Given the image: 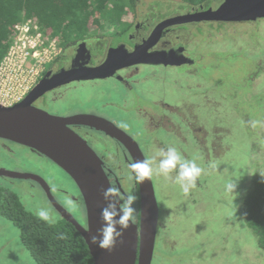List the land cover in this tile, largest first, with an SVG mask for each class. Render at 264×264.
Returning a JSON list of instances; mask_svg holds the SVG:
<instances>
[{
	"label": "rangeland",
	"instance_id": "obj_1",
	"mask_svg": "<svg viewBox=\"0 0 264 264\" xmlns=\"http://www.w3.org/2000/svg\"><path fill=\"white\" fill-rule=\"evenodd\" d=\"M190 9L181 0H138L135 10L141 17H165ZM180 33V42L188 44L198 58L196 76L186 79L170 70L158 72L156 68L141 67L139 76L155 74L165 77L167 82L163 84L152 78L125 92L110 81L93 84L65 97L61 110H93L104 114L140 143L145 158L155 157L158 162L156 153L174 146L185 159L194 160L203 169L196 187L188 194L170 179L151 177L159 207L152 264H264V251L257 247L255 236L240 214L256 172L262 171L264 176V165H261L264 160V20L222 28L202 25ZM104 35L101 33V37ZM176 79L194 86L186 97L187 103L194 102L197 94L205 99L196 108L188 106L187 113L175 114L177 118L171 115L169 122L175 127L184 122L179 130H168L171 135L160 130L154 132L156 129L152 135L147 134L143 121L136 114L125 112V99L128 98L132 110L139 104L149 106L152 100H159L160 106H172L174 113L175 103L185 96L176 87ZM99 142L107 145L103 139ZM0 169L42 178L56 189L58 200L83 221L78 209L68 203L69 197L60 192L69 191L70 195L79 197L75 185L50 163L23 148L0 144ZM175 174L173 171L171 175ZM125 177L126 191L132 194V178L128 174ZM233 180L236 188L231 193L226 190V184ZM35 183L0 178V185L15 193L28 212L37 216L38 210L44 208L50 212V223L58 222L46 194ZM0 264H35L21 244L19 230L2 217Z\"/></svg>",
	"mask_w": 264,
	"mask_h": 264
},
{
	"label": "water",
	"instance_id": "obj_2",
	"mask_svg": "<svg viewBox=\"0 0 264 264\" xmlns=\"http://www.w3.org/2000/svg\"><path fill=\"white\" fill-rule=\"evenodd\" d=\"M193 11L173 16L161 22L149 38L132 52L124 46L110 48L105 60L96 67H78L61 70L50 79L41 80L21 101L12 106L0 105V139L8 140L35 150L60 168L78 189L86 212V227L75 220L55 199L52 198L46 182L35 175L10 172L0 169V178L32 180L46 193L49 202L58 214L82 236L93 264H152L156 244L159 207L152 179L137 183L138 217L130 222L123 236L111 250L101 249L91 242L101 227L100 213L106 202L102 190L112 187L104 171L103 162L91 147L70 125H81L104 132L121 143L131 163L146 159L139 145L111 122L88 114L69 117L51 115L34 107L33 102L45 92L74 81L101 80L112 77L116 71L139 64L180 66L186 57L176 52H149L166 27L198 22H255L264 19V0H224L216 9ZM84 45L80 44L82 48ZM79 56L75 59L77 62ZM50 73L46 76L48 77ZM132 172V170H131Z\"/></svg>",
	"mask_w": 264,
	"mask_h": 264
},
{
	"label": "flooded vegetation",
	"instance_id": "obj_3",
	"mask_svg": "<svg viewBox=\"0 0 264 264\" xmlns=\"http://www.w3.org/2000/svg\"><path fill=\"white\" fill-rule=\"evenodd\" d=\"M223 1L224 0L218 1L217 3L213 2L209 6H206V4L205 5L202 4L200 6L191 7V9L185 13H190L193 11H200L199 9L200 7H202V10H206L209 8L216 9L217 7L221 5ZM173 16H177V15H169V16L167 15L165 17H162V16L161 17H153V16L152 17L151 16L141 17L137 14H133L130 19H126L127 20L126 22H124L123 24H116L115 27H112L108 25L107 23H104L106 27L101 29V31L98 30L95 34L90 35L87 38L81 41H78L76 43H72L71 45H68L65 48L61 47L57 56L51 62L43 66L40 72V77L38 78L34 87L44 78L48 80L54 74L59 73L61 70L68 71V70L78 67V65H82V67H96L100 65L105 60L107 52L110 48H117L119 46H124L128 52H132L136 46L142 45L149 38V36L152 34V32L161 22ZM263 20L264 19H259L255 22H237V23L198 22V23H190V24L180 25V26L166 27L160 32L161 35H160L159 40L157 41L156 45H154V47L149 50V52H167L168 53L170 50H173L176 52L177 57L184 56L187 58L184 64L177 66V67L170 66V65H163V64H157V65L139 64V65H134L131 67L120 69L116 71V73L112 77H109V78H105L101 80L70 82V83L58 86L57 88H54L50 91L45 92L42 96L38 97L33 102L32 105L51 115L59 116V117H69V116H74V115H79V114H88V115H93V116L103 118L111 122L112 124H114L118 129L126 133L129 137H131L139 145L140 143L134 137H132L130 134L124 131L119 125H117L116 122L106 117L104 114L95 112L93 110L83 111L80 109L75 110V111L68 110V109L62 111L61 110L63 107L62 102L65 101V97L71 96L72 92L74 91H77L75 93H78L79 90L83 91L93 84L97 85V84L104 83L107 81L114 83L115 86H117L119 89L123 90L124 92L125 90L133 91L136 86H139V84H141V81H145V80L152 79V78L160 81L163 84L167 82L165 77L156 76L155 74L153 75V77L143 76V75L139 76L140 69L138 68H141V67L156 68L158 72L160 70L161 71L163 70L165 72L170 70L173 74L174 73L182 74L183 77L186 76V79H189V77L196 76V73L198 74L197 71L199 68V65H198L199 61H198V58L196 57V54L193 51L192 52L190 51L189 49L190 46L188 44H184L180 42L179 36L181 34L180 33L181 30H185L186 28H190V27H201L202 25H216L219 28H222L223 26H228V25H233V24L257 23L258 21H263ZM122 26H125V28ZM108 31H111V32L107 34ZM101 33H105L104 37H101ZM116 35H118V39L115 40ZM80 44H83L84 46L80 48L79 47ZM77 56H79V58L81 59H79L76 62L75 59L77 58ZM48 73H50V75L47 77L46 75ZM172 81H173V78H172ZM176 83L178 84L176 87L181 89V91L185 94V96L178 103H175L176 108H174L175 109L174 113L172 112L173 108L171 105H170L171 107H169L166 104H164L163 106H160L159 100H152L153 103H151L149 106H144L142 104H139L138 106L134 107V109L132 110L131 105H129L128 98L125 99V102L123 104V108L124 110H126L125 112L126 113L132 112L133 114H136V117L140 119L141 121H143V130L147 134L152 135L153 134L152 130L156 129L154 132H157L158 130H160V131H163L165 134L171 135L169 133L170 130H173L174 128L179 130L181 127L184 126L183 121L179 123L178 127L177 125L175 127V125L170 124V122L172 121L170 118L171 115L177 118L178 115H180V113L184 114L188 112V109H189L187 108L188 106L191 105L196 108V105H199L198 102L200 101L202 102L205 99V98L203 99V96H199L197 94V97L194 102L190 101V103H187L186 97L189 95L190 90L191 91L194 90V86L191 87L189 82L183 83V82L178 81L177 79H176ZM28 93L25 95V97L28 95ZM195 108H194V111H196ZM54 109H56V111L51 112ZM175 114H178V115H175ZM69 128L72 131H74L76 134H78L91 147V149L97 154V156L101 159V161L103 162L104 171L109 179L111 186L115 187L122 196L128 195L126 191V185H124V183L126 182L125 181L126 174H128V176L130 175L131 177L133 176L131 169L129 167L131 163V159L128 153L126 152L125 148L121 145V143L113 139L109 135L105 134L104 132L98 131L91 127L81 126V125H70ZM99 139L101 140L103 139V141L105 142L103 144H107V145H101L102 143L100 144ZM151 143H154V142L151 140ZM0 144L1 146H5V147L13 146L17 149L23 148L24 150L30 151L33 155L39 157L41 160H44L47 163H50L51 165H53L54 167L62 171L54 163H52L50 160H48L46 157L42 156L35 150L26 148L24 146L18 145V143L8 141V140L0 139ZM95 148L98 150H96ZM12 150L9 152H12ZM29 181H32V180H29ZM132 181H133L132 189H134L132 195L138 196V191L135 192V189L137 190V186H136V181L134 177L132 178ZM37 185L39 184L37 183ZM39 187L43 190V188L40 185ZM49 190H50L52 198L55 199L56 202L62 208H64L75 220H77V222H79L83 227H86L85 206H84L82 197L78 189H77V192H78L79 197L70 195L69 191H65V190H61V191L59 190V191L62 194L66 195V197H69L68 200L72 202L71 204L74 208L76 207L78 209V212L81 215V218H83V221H80L76 213L74 214L73 212H71L67 206H65L61 201L58 200L57 196H55L56 189L49 187ZM43 192L45 193L44 190ZM49 204L52 207L53 211L55 212L58 220L63 219L58 214V212L53 207V205L50 202ZM134 207L137 209V212L135 214V219H134L136 221L137 220L136 218L138 217L137 200L134 204ZM156 244H157V237H156Z\"/></svg>",
	"mask_w": 264,
	"mask_h": 264
},
{
	"label": "trees",
	"instance_id": "obj_4",
	"mask_svg": "<svg viewBox=\"0 0 264 264\" xmlns=\"http://www.w3.org/2000/svg\"><path fill=\"white\" fill-rule=\"evenodd\" d=\"M181 1L187 7H196L221 0ZM137 3L138 0H0V63L9 48L10 29L23 17H38L40 26L52 29L53 36L59 37L60 46L65 48L105 28L104 23L112 27L123 24L136 14ZM240 214L255 236L257 247L264 251L262 171L256 172ZM0 217L19 230L21 244L35 264H93L82 236L70 223L64 219L56 223L40 220L24 208L15 193L1 185Z\"/></svg>",
	"mask_w": 264,
	"mask_h": 264
},
{
	"label": "clouds",
	"instance_id": "obj_5",
	"mask_svg": "<svg viewBox=\"0 0 264 264\" xmlns=\"http://www.w3.org/2000/svg\"><path fill=\"white\" fill-rule=\"evenodd\" d=\"M126 127V125H122ZM155 157L150 159L137 160L130 163L133 176L137 183H143L145 179L153 175L163 176L179 185L183 193L188 194L191 189L196 187V181L202 174L203 169L194 160L185 159L174 146L160 149ZM215 167V165H212ZM176 172L173 177L171 174ZM236 188L235 181L226 184V190L233 193ZM103 199L106 206L100 213L101 227L97 229L95 235L91 236V242L98 245L101 249L111 251L120 241V238L130 226V222L135 219L137 209L134 204L137 197L132 194L121 195L115 187H108L102 190ZM69 204L72 202L69 200ZM40 220L51 222L50 212L41 208L36 213Z\"/></svg>",
	"mask_w": 264,
	"mask_h": 264
},
{
	"label": "built area",
	"instance_id": "obj_6",
	"mask_svg": "<svg viewBox=\"0 0 264 264\" xmlns=\"http://www.w3.org/2000/svg\"><path fill=\"white\" fill-rule=\"evenodd\" d=\"M9 48L0 63V105L21 101L34 87L40 72L59 53L60 38L43 29L36 16L23 17L10 29Z\"/></svg>",
	"mask_w": 264,
	"mask_h": 264
}]
</instances>
